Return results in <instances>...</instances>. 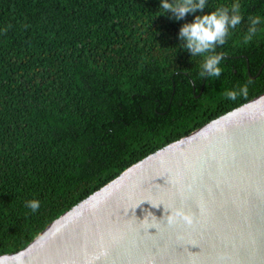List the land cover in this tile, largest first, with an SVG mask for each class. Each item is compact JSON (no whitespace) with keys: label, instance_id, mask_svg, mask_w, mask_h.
<instances>
[{"label":"trees","instance_id":"trees-1","mask_svg":"<svg viewBox=\"0 0 264 264\" xmlns=\"http://www.w3.org/2000/svg\"><path fill=\"white\" fill-rule=\"evenodd\" d=\"M206 2L176 21L160 0H0V255L130 165L264 93V0ZM235 2L243 22L217 49L222 74L201 78L204 57L190 56L179 29ZM253 16L262 22L244 43ZM245 84L246 97L225 98Z\"/></svg>","mask_w":264,"mask_h":264},{"label":"water","instance_id":"water-1","mask_svg":"<svg viewBox=\"0 0 264 264\" xmlns=\"http://www.w3.org/2000/svg\"><path fill=\"white\" fill-rule=\"evenodd\" d=\"M0 264H264V93L130 165Z\"/></svg>","mask_w":264,"mask_h":264},{"label":"clouds","instance_id":"clouds-1","mask_svg":"<svg viewBox=\"0 0 264 264\" xmlns=\"http://www.w3.org/2000/svg\"><path fill=\"white\" fill-rule=\"evenodd\" d=\"M206 6V0H160L159 8H162L164 13H171L170 18L180 21L186 14L203 12ZM240 9L241 6L238 2L233 3L230 7L221 6L210 14L194 16L191 23H185L180 27L178 40L183 43V48L190 53L191 57H204L199 72L201 78H219L221 76L223 70L220 64L224 56L217 49L227 42L230 30L235 29L243 22ZM261 22L259 16L249 17L247 32L243 37L244 43L251 42L256 36L257 26ZM247 93L248 85L245 84L239 86L238 91L236 89L225 91L224 96L230 101H235L238 97H246ZM40 203L38 199H31L26 202V207L32 213H36L40 208Z\"/></svg>","mask_w":264,"mask_h":264}]
</instances>
